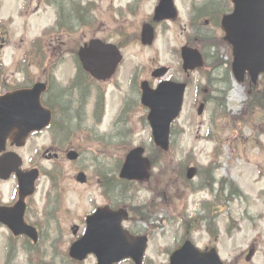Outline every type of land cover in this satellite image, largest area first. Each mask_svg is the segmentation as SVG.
I'll return each mask as SVG.
<instances>
[{
	"label": "rangeland",
	"instance_id": "obj_1",
	"mask_svg": "<svg viewBox=\"0 0 264 264\" xmlns=\"http://www.w3.org/2000/svg\"><path fill=\"white\" fill-rule=\"evenodd\" d=\"M128 1L98 0L97 16H89L92 22L86 25V30L75 34L68 29L59 30L45 39H38L45 34L56 15L60 17V13L56 14L54 8L47 7L44 0H14L11 3L0 0V11L4 7L6 13L0 14V29L9 28L6 31L8 44L15 43L17 46L23 42V46L27 47L37 40L35 47L46 48V59L52 66L53 78L61 94L62 90L65 91L66 97L61 100L62 108L66 110L64 121L67 122L63 135L47 130L34 136L21 149L24 166L38 165L42 172L30 204L29 218L43 229L49 220L50 224L57 223V227L44 231V237L49 232L50 236L42 242L39 252L44 251L43 257H46L51 249L54 254L67 250L75 239L72 225L81 224L83 227L86 213L97 205L108 204L96 174L95 162L101 161L93 155L102 154L105 168L110 169L117 167L119 160L133 147L143 145L148 153L152 152L151 158L156 164L152 177L148 182L132 184L131 190L126 191L124 196L116 195V200L119 204L124 201L131 212V221L125 222V226L137 229V232L145 229L142 233L149 236L146 252L149 264L168 263L170 252L179 247L182 236L189 232L195 214L201 216L196 220L202 219L203 223H196V229L187 236L199 248L216 246L227 264H264V108L256 107L253 101L248 106L245 104L250 83L248 79L240 83L231 76V85L226 89V85L221 84V70L213 72L204 69L188 77L184 73L179 51L189 40L207 50L216 43L219 55H211V66H216L222 59L227 62V58H232L231 47L202 27L196 28L200 39L194 38L196 30L191 34L190 9L194 2H198L194 9L205 5L200 3L202 0H177L180 22L173 24L170 31H163L164 26H158V38L152 46L141 43L140 32L147 16L153 14L157 0H140V6L131 5L134 11L131 13L129 10L110 8L112 4L126 5ZM8 13L16 14L13 16L15 21L7 19ZM96 17L98 21H94ZM117 29L124 32L120 35ZM95 38L115 43L124 38L121 47L124 60L108 81L97 83L82 77L79 85L84 87L88 84L90 88L89 91H82L84 96H81L76 94L79 89H69L78 72L75 54ZM10 49L15 51L14 45ZM10 62L6 58V63ZM37 65L38 68L31 73L42 80L44 73L39 69L38 61ZM222 66L224 69L225 64ZM160 67H169L168 79L188 83L184 108L174 124V140L168 153H160L152 143L147 109L136 98L138 95H130L132 81L140 84L149 80L155 87L158 80L152 74ZM5 71L11 74L9 80L17 81L11 69ZM98 87L105 93V106L97 116L95 98ZM216 87L220 92L217 93ZM210 96L215 97L209 102L207 97ZM125 97L128 103L130 101V111L119 117ZM204 102V112L199 114V106ZM71 117L75 119H69ZM116 119L119 120L117 133L107 136ZM96 136L108 145L111 141L112 145H100ZM72 148L81 153L77 162L66 157V152ZM46 150L60 152V159L50 160L45 155ZM192 165L199 167L200 176L187 184L182 173ZM80 170L88 175L86 183L76 180ZM222 178L232 186L227 187L225 182L222 184ZM11 184L12 181L0 184V190L8 191ZM217 192L224 194L218 195ZM5 199L9 200L10 196L6 195ZM205 200L212 203L208 211L202 205ZM207 217L211 221L206 220ZM208 222L211 229L207 228ZM5 247L6 233L0 231V261ZM252 247L256 253L251 261H247L246 256ZM39 255L41 253H37L36 258ZM26 258L27 254L21 251L20 262H25ZM52 261L50 264H63L56 259ZM95 263L96 258L89 257L82 264ZM65 264L73 263L65 261Z\"/></svg>",
	"mask_w": 264,
	"mask_h": 264
},
{
	"label": "water",
	"instance_id": "obj_2",
	"mask_svg": "<svg viewBox=\"0 0 264 264\" xmlns=\"http://www.w3.org/2000/svg\"><path fill=\"white\" fill-rule=\"evenodd\" d=\"M235 11L224 17L227 26L228 39L234 45V73L238 79H243L246 70L250 71L256 80L264 71V0H233ZM170 8L167 0H163L157 14ZM172 8V7H171ZM163 16H160V18ZM153 28L145 25L143 42L152 43ZM185 70L195 69L203 65L202 56L198 50L183 48ZM82 61L86 70L94 76L105 79L112 75L120 60L119 50L114 45H104L100 40L92 41L89 48L81 51ZM167 68H160L154 74L163 76ZM44 85L36 84L33 89L22 90L11 94L2 100L0 106V144L8 137L23 145L34 130H42L51 122V111L41 106L40 95ZM185 83L163 81L157 89H151L147 82L143 84V103L151 109L149 121L153 129L156 144L163 149L170 145L172 121L180 114L184 101ZM204 105L200 108L202 113ZM3 149V148H2ZM145 149L137 147L131 150L124 162L120 176L127 179L146 180L150 178V160L143 156ZM79 154L71 150L69 159H77ZM22 159L16 153H6L0 159V176L9 177L16 173L20 184V201L8 213L0 209L1 220L9 223L15 234H26L34 241L38 240L37 230L26 224L23 213L25 199L33 194L39 170H23ZM195 168H191L188 177H194ZM78 181L85 182L84 172L77 176ZM7 217V218H5ZM128 218L125 209L113 211L109 207H100L87 219L86 234L77 240L70 249L72 257L83 260L89 253H94L98 264H112L125 257H133L140 263L147 246V237H132L123 229L122 222ZM78 227L73 231L77 233ZM254 251L248 256L251 259ZM171 264H224L216 249L202 252L193 243L187 241L171 256Z\"/></svg>",
	"mask_w": 264,
	"mask_h": 264
},
{
	"label": "flooded vegetation",
	"instance_id": "obj_3",
	"mask_svg": "<svg viewBox=\"0 0 264 264\" xmlns=\"http://www.w3.org/2000/svg\"><path fill=\"white\" fill-rule=\"evenodd\" d=\"M140 0H129L128 3L126 5L123 4H119V6H114L113 4L110 5V8L113 10H125L128 11L129 13L134 12L131 9V5L133 4L134 7L135 6H140L141 3H139ZM163 0H157L156 5L154 6L153 10H152V15L147 16V18L145 19L144 23L142 24V28H141V34H140V38H141V43L144 46H152L154 45L156 39L158 38V26H164V30H169L172 29V25L175 23H179V9L177 7V0H173V3L175 4L176 8H177V15L173 9V7L171 9H168L164 12L166 17H164L163 19H157L156 18V13H157V9L159 8V6L161 5ZM170 5H171V1L167 0ZM102 2V1H100ZM100 2H98V0H47V7L50 8H54V12L60 13V17L59 15H56V19H53V23L52 25H54L52 29H49L46 33V37H48L50 34L52 33H56L57 31L61 30L64 31L65 29H68V32H70L71 34H75L77 32H79L80 30H86V25L90 22H92L91 19H89L90 15H95L97 16V14L95 13L96 10L99 9L100 7ZM201 4H205L201 7H198L196 9H194V5H198V2H194L192 3L191 6V11H190V22H189V30H191V34L193 35L194 30H196V28H200L202 27L205 31H208L209 34H212L213 37L215 38H219L222 41H225L232 49V52H234V45L229 41L228 39V32H227V26L224 24V17L227 15H230L234 12L235 9V5L233 0H202L200 2ZM172 6V5H171ZM127 8V9H123V8ZM59 9V10H58ZM121 9V10H119ZM119 16L121 14H118ZM175 15V16H174ZM10 18L13 19V16H11ZM98 17H96V19L94 21H98ZM148 19V20H147ZM64 20V22H62ZM13 21H15L13 19ZM145 24H150L153 27V34L155 36V39L153 41L152 44H148L145 45L142 41V29L143 26ZM7 27V26H6ZM5 27V28H6ZM0 29V49H2L0 51V97L6 95V94H10L13 92H17V91H22V90H29L33 87H35V85L38 82H42L44 83V87L43 90L41 92V103L43 105V107L45 109H49L52 112V121L51 124L47 127L46 130L44 131H50L53 134V131L55 132L54 129V124H55V120L57 118V115L55 114V108H54V104H55V99H57L60 96V89L57 87L56 85V81L53 78V74H52V66L50 67L48 65L47 59H46V48H38L35 47V44L37 40H34L32 43H29L27 47L23 46V42H21L20 44H17V46L15 45V43L12 44H8L9 40H8V34H6V31L9 28L6 29ZM206 28V29H205ZM118 30V29H117ZM118 32L120 33V35L124 32V30H118ZM196 35L194 36V38L196 40L200 39V37L198 36L197 30H196ZM192 37V36H191ZM94 40H100L104 45H115L120 51L122 50V44L123 42H125V39L123 38V40H120L119 43H115L113 41H107V40H103L102 38H95L92 39L91 41H89V43H85L82 47H80V49L78 50V52L75 54V58L76 61H78L77 65H78V69H79V81L82 78V73L81 72H86L85 68H84V63H83V59L81 57V51L85 50L86 48H89L92 41ZM211 43H213L211 41ZM14 45V49L15 51H12L10 49V47ZM124 45V44H123ZM183 46H187L190 48H196L198 49L204 56V59L207 60L206 63V68L205 69H209L213 72H216L218 70H221L223 72V81L221 83L222 85H226V89H229L230 85H231V76L232 79L243 83L246 81V79L249 80V86H248V96H247V101H245V104L250 105V101H254L255 102V106L256 107H260V108H264V72L261 73L258 78L256 80H254L252 78L251 73L246 70L244 73V77L243 79H238V77L235 75L234 71H233V65H234V56L233 59L231 58H227V62H223V65L225 64V68L223 69V66L221 67V62L218 63L216 66H211L210 65V59H211V55H219L218 53V47H216V43H213V46L209 47V50H207L206 48H202L198 43H196L193 40H189L188 42H186L185 44H183L181 46V48ZM8 48L9 53H12V59L11 62L8 63L7 65L3 62L2 57H4L5 55L8 54V50L6 49ZM211 50H215L213 53ZM181 52V50L179 51V53ZM122 54V51H121ZM123 55V54H122ZM122 59V57H121ZM124 60V56L122 59V62L119 66L122 65ZM37 61L39 64V69L42 70V72L44 73V76L42 78V80L37 79V77L35 76V74L33 73V70H36L38 68L37 65ZM57 64H59V62H57ZM56 64V65H57ZM13 66V68H12ZM11 69L13 74L16 76H13L14 79H16L17 81L14 82V80H9V75L5 70ZM32 72V73H31ZM195 72H201L195 71ZM19 76V77H18ZM217 79V77H216ZM103 81V80H100ZM97 83H100L99 81H96ZM140 84H136L133 81V84L131 83V91H130V95L131 93L133 95H137L141 92L140 89ZM71 87V86H70ZM69 87V89H70ZM219 88L216 87V91L220 92L218 90ZM99 90V87H98ZM62 92H65L62 90ZM77 93V91H76ZM226 92H224L225 94ZM99 94H100V99H99V95L98 98H95V115L98 114V112L102 113V106H105V94L104 92H102L101 90H99ZM104 94V98L103 95ZM222 94V93H221ZM215 96H213L214 98ZM222 97H224V95H222ZM209 100H212L213 98L207 97ZM127 97H125L124 99V103L122 106V109L120 111L119 117L122 115H125L126 113H128V111H130V109H128L130 107V101L127 104ZM56 105V104H55ZM127 105V107H126ZM126 108V109H125ZM66 116V110H62V114L60 115V117H62L63 119ZM98 116V115H97ZM59 117V116H58ZM69 119H75L74 117H71ZM118 119V118H117ZM114 120L115 122H113V128L110 132H108L106 135L108 136L109 133H111V135H113L118 127H119V120ZM65 124H67V122H65ZM43 131V132H44ZM41 132V133H43ZM40 133V134H41ZM39 133L37 131H33L30 132V134L28 135L25 143L23 145H21L20 143H16L13 142L11 139H8L5 144L3 149H1L0 147V159L2 157H4L5 153H17L18 155H21V149L26 147L28 145V143L32 140V138H34V136H37ZM99 136V134H98ZM96 138H98L97 140L99 141V144L103 146L108 145L106 144L105 140L99 139V137L96 136ZM103 142V143H102ZM61 144V143H59ZM112 142L109 141V145L111 146ZM74 149V148H72ZM69 149L66 154L72 150ZM75 150V149H74ZM77 151V150H76ZM79 152V151H78ZM80 154V158H81V153ZM45 155L47 158H50V160H52V158L54 159H60L61 157V153L60 152H49L48 150H46ZM22 156V155H21ZM95 156V159H102L103 160V155H93ZM101 160V162H103ZM105 160V158H104ZM95 162V161H94ZM24 158L22 157V168L24 170H29V169H35L37 167H39L38 165H33L32 167L28 166H24ZM93 163V160H92ZM96 165H98V162H95ZM40 168V167H39ZM115 168H110V169H106V172H108V174L110 176H108L107 174L105 175H101L102 170L101 168H99L97 166L96 169V174L98 175V183L100 188L102 189V192L105 195V198L108 200V204H105V206L110 207L113 211H118L120 209H127L126 206L123 207H119L116 205L117 204V200H116V195H117V183L115 180H112V182L105 183V185L103 184L104 179L107 178L111 179L110 177H112L113 172ZM199 169V168H198ZM82 171V170H80ZM79 171V172H80ZM198 170V174H199ZM117 176V175H116ZM223 179V178H222ZM12 181L11 186L8 188V191L5 190H0V209H4V213L7 216L9 212L12 211V209L17 205V203L20 201V184H19V180H18V176L16 173H12L9 177H2L0 176V184L2 183H7ZM223 182H220L222 184H224V179L222 180ZM226 186L228 187L230 184L228 182H225ZM227 190H229L227 188ZM220 193L224 192H217V194L219 195ZM235 193V192H232ZM35 194V193H34ZM34 194L29 195L26 197L25 199V209H24V213H23V217H24V221L26 224L34 227L39 235V240L37 242H35L33 239H31L28 235L25 234H15L14 231L12 230L11 226L9 225V223L1 220L0 218V231H4L6 233V247H5V254L2 257L0 264H50L52 261V259H56L58 261H61L63 264H65V261L69 262L71 257L69 255V247L67 250H65L64 252H62L61 254L56 253L54 254L53 249H51L49 251V253L46 254V257H43V252L44 251H40L39 252V248L42 245V242L48 238L50 236V232L47 233L44 237V231L48 228V231H50V227H57L56 224L57 223H51L49 220L48 222H46L47 227H45L43 229V227L41 228V226L37 225L36 223H32L30 218H29V214H30V204L31 201L33 200L32 198L34 197ZM9 195L10 199L6 200L5 196ZM3 197V198H2ZM227 197V195H226ZM224 198V197H223ZM222 203H225V200H222ZM207 205L208 208H210V205H212L211 202H206L205 203ZM205 205V206H206ZM101 207V205H97L92 211H89L88 213L85 214L84 216V225L83 227L81 226V224H78V230L76 235L78 237H82L86 230H87V218L89 216H91L93 213H95L97 211V209ZM129 209V208H128ZM128 213V218L124 219L123 221H131V215H129V213H131L130 211L127 212ZM11 215V213H10ZM9 215V216H10ZM7 216V217H9ZM5 217V218H7ZM134 229V228H133ZM137 230V229H135ZM145 232V229H143L142 231H140V234H146V233H142ZM215 246H207L205 249L210 250L212 248H214ZM251 250V249H250ZM249 250V251H250ZM21 251L23 253L27 254V258L25 260V262H20V253ZM37 253H41V258L39 260V258H36ZM249 254V253H248ZM59 256V257H58ZM90 257H93L90 255ZM60 258V259H58ZM40 261V262H39ZM126 262H130L131 264H135L134 261L132 259H126ZM121 264V263H119ZM142 264H149L146 260V257L144 258V261ZM168 264V263H167Z\"/></svg>",
	"mask_w": 264,
	"mask_h": 264
},
{
	"label": "trees",
	"instance_id": "obj_4",
	"mask_svg": "<svg viewBox=\"0 0 264 264\" xmlns=\"http://www.w3.org/2000/svg\"><path fill=\"white\" fill-rule=\"evenodd\" d=\"M221 61H222L221 62V65H223V59ZM81 73H82L81 76L83 78H85V80H87V81H95V80H93L91 78V76L87 72H84L83 71ZM89 88H90V86L88 84L85 85L84 87L82 85H79V76H77L75 78L74 82L72 83V85L70 87V89H72L74 91L76 89H79L76 94H80L81 96L83 95V92L82 91H84V90L89 91L88 90ZM217 93H218V91H217ZM59 94H60V96L57 99H55V104L56 105L54 104L55 114L57 115V118H56L55 124H54V129H55V134H58V136H62L66 127H65V121H64V119L62 117H60V115L62 114V110H63L61 100L64 99V98H66V97L64 95V92H62V94L60 92ZM99 99H100V94H99ZM118 129H119V127H118ZM118 129H117V131H118ZM117 131L115 133H117ZM115 133L113 135H115ZM159 152L160 153H165V151H161V150H159ZM166 153H168V152H166ZM101 160L102 159H100V158L98 159L99 162ZM103 160H104V158H103ZM121 163H122V159L119 160L117 167L116 166L114 167L115 169H114L113 172H116V173H113L112 177H110L111 179H108L107 178V181H106V179H104V181H103V184L105 185V183H108L109 182V184H110V182H112V180H115L116 183H117V185H116L117 186V189L116 190H117V195L118 196H124L125 194H127L126 191H130L131 190V187H132V184H134V182L127 181V180H123V179L119 178L118 171L120 169ZM97 166L99 168L103 169L101 175H105L106 174L105 173L106 172V170H105L106 164L104 162H100V163H98ZM120 202H123V203L119 204V202H118L116 205L117 206H120V205L126 204L124 201H120ZM57 206H55V207H57Z\"/></svg>",
	"mask_w": 264,
	"mask_h": 264
}]
</instances>
